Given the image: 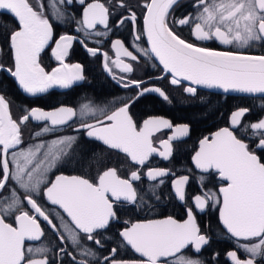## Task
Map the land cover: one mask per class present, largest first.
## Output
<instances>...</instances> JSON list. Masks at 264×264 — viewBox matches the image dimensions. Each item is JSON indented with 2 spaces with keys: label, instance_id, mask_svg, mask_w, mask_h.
<instances>
[{
  "label": "snow or ice",
  "instance_id": "1",
  "mask_svg": "<svg viewBox=\"0 0 264 264\" xmlns=\"http://www.w3.org/2000/svg\"><path fill=\"white\" fill-rule=\"evenodd\" d=\"M74 4L80 6L79 15L67 13ZM179 4L180 0H137L138 17L128 0H0V14L16 21L13 29L4 26L0 72L13 78L24 93L37 96L84 81L83 66L67 62L74 43L92 57H102L104 71L117 84L136 90L134 99L114 98L104 107L89 101L78 108H25L18 118L9 99L0 94V264H57L58 256L60 264L63 256L73 264H206L200 256L211 236L202 231L197 214L209 208L217 209L219 223L235 243V250L226 252L231 264H264V116L245 122L250 109L238 107L230 113L228 126L199 140L191 164L221 183L213 191L201 175L202 191L190 195L189 174L148 167L153 156L170 160L174 151H180L189 125L156 115L137 119L130 110L149 93L173 103L164 88L131 78L132 62L139 63L141 57L158 61L162 75L156 79H167L188 96L205 88L264 98V0H191L192 10L176 17ZM66 22L82 36L65 32L55 38L54 24ZM126 22L132 25L133 50L121 39L110 40L115 58L100 47L88 46L89 39L101 44L96 38L108 39L113 27ZM144 38L148 47L136 43ZM48 49L57 62L51 71L42 63ZM30 124L39 130L31 134L34 142L26 143ZM65 128L75 134L45 138ZM162 132L167 133L165 139L158 137ZM81 136L103 149L87 159L86 167ZM72 163L80 166L81 174L61 171ZM187 171L191 174L193 169ZM167 177H171L170 195L183 205L186 218L124 220L118 232L120 245L97 257L91 245L104 247L100 236L120 222L121 209L150 208L149 201L160 200L157 190ZM145 178L156 183L144 187ZM41 201L62 210L55 213L58 223ZM42 223L56 237L53 247L44 244ZM120 247L135 258H117Z\"/></svg>",
  "mask_w": 264,
  "mask_h": 264
},
{
  "label": "flooded vegetation",
  "instance_id": "2",
  "mask_svg": "<svg viewBox=\"0 0 264 264\" xmlns=\"http://www.w3.org/2000/svg\"><path fill=\"white\" fill-rule=\"evenodd\" d=\"M47 2V0H45ZM115 2V0H114ZM129 4L137 12L138 17L141 16V11L138 7H135L137 0H128ZM191 0H180L179 6H176L174 15L181 17L191 11L190 7ZM80 6L74 4L68 6L67 13L73 12L79 15ZM126 14V13H125ZM119 17L114 18L110 21V24H115V20ZM13 29L16 27L15 19L8 14H0V44L4 43L3 33L5 27ZM139 27H142V18L140 19ZM75 25L73 23H65L63 25L54 24L55 38L59 35L67 32L71 35L82 36L80 33L74 31ZM100 31H104L103 26H98ZM185 38H189L187 29L183 30ZM100 39L103 42L97 44L95 39H89L87 41L89 47H100L103 51H108L109 55L115 58L114 52L110 48V40L121 39L126 46L133 50V32L132 25L126 22L119 28H112V33L108 39ZM136 43L140 44L141 47H147L145 38ZM210 46L216 47L215 44ZM4 62L11 64V60L8 57L4 58ZM68 63H80L84 68V81H79L73 85L70 89H62L59 87H53L49 89L47 93L38 94L37 96H30L24 93L14 79L8 76L6 73L0 72V94H4L9 99L11 109L14 118H18L22 115V109L39 107L45 110H52L61 105L71 106L78 108L80 104L92 102L94 105L104 107L109 101L115 99H123L125 101L134 99L136 96V90L133 88L125 89L121 87L112 77L106 73L102 66V57H92L87 53L85 48L79 44L74 43L70 50V56L67 60ZM42 63L47 71H51L52 68L57 66V62L51 57L50 49L46 50V53L42 56ZM135 71L131 74L133 79H143L149 84H155L156 86L164 88L173 99L172 104L163 102L161 98L153 93L146 94L137 100L132 108L131 112L137 119L146 118L149 115L164 116L170 119L174 124H188L190 127V134L184 138L183 143L179 146L180 151L175 152L170 160H164L161 157L153 156L148 162V167L157 168H168L175 172L177 175L189 174L191 176L189 185L186 191L191 194H198L202 191L199 177L204 175L206 177L204 183L207 187L213 191H217L221 181L219 178H212L208 174L200 173L195 170L191 164V156L194 150L198 147V142L204 136H208L214 133L219 128L226 127L229 125L230 113L235 109H231V99L222 98L219 94L207 92L198 89V94L194 97L188 96L182 92L177 86H172L168 83L167 79L158 80L157 77L162 75L161 69L157 66L153 58L149 60L146 57H141L139 63L132 62ZM155 64L156 67L152 65ZM159 69V71H158ZM119 74L118 70H115ZM226 96V95H223ZM231 97V96H226ZM248 108V107H247ZM250 109V108H249ZM199 115V116H198ZM192 116V117H189ZM264 116V112L258 117L251 116L250 112L245 117V122H252ZM39 130L35 124H30L25 131L26 143L34 142L30 137L31 134ZM75 134L71 129H60L53 134H49L46 139H51L58 135H70ZM159 139H165L167 133L162 132L158 134ZM159 147L157 141L156 144ZM176 145L174 144V148ZM80 151L85 155V167L87 166V159H90L93 154H100L103 149L99 143L89 142L87 138L81 136L80 139ZM115 159V158H114ZM111 166V165H110ZM193 169L190 174L187 170ZM146 171V169H144ZM61 171L65 174H81V168L76 163L62 167ZM94 174V173H93ZM123 174V173H122ZM171 177L165 178V184L162 185L157 191L161 198L159 201L151 200L149 203L151 207H140L135 208L133 206H127L121 209L120 222H114L109 230L104 231L100 236L103 248H97L91 245L93 251L97 253V257H102L109 254V250L113 247L120 245V237L118 232L124 226V220H143L146 218L160 219L166 216H173L176 219H184L185 210L183 205L170 195L171 192ZM156 182L147 181L145 178L144 187H147ZM46 211H48L54 222L58 223L55 219L56 211L62 212L57 206L48 204L46 201H41ZM197 221L201 226L202 231L207 232L211 236V243L206 246V250L202 252L200 258L203 259L206 264H231L230 260L226 256V252L235 250L234 241L225 234V230L219 223V214L217 209L209 208L204 213L197 214ZM210 225V228H209ZM45 228L47 239L44 240V244L49 247H53L56 241L55 235L48 229L46 224L42 223ZM33 246H41V242H31ZM69 251H73L79 259V254L70 245L67 246ZM55 251V249H54ZM219 253L215 259L214 254ZM62 255V254H61ZM241 258H244L242 253L238 252ZM117 258L130 259L135 258L134 254L126 247H120L118 250ZM57 264H60V257H56ZM63 264H73L70 257L63 256ZM91 259V258H89ZM95 264V261H93Z\"/></svg>",
  "mask_w": 264,
  "mask_h": 264
},
{
  "label": "trees",
  "instance_id": "3",
  "mask_svg": "<svg viewBox=\"0 0 264 264\" xmlns=\"http://www.w3.org/2000/svg\"><path fill=\"white\" fill-rule=\"evenodd\" d=\"M159 71V69H158ZM222 98L231 99V109H235L237 107H248L251 109V116L258 117L260 114L264 112V98L260 97H226L220 95ZM199 116V115H198ZM192 117V116H189Z\"/></svg>",
  "mask_w": 264,
  "mask_h": 264
},
{
  "label": "water",
  "instance_id": "4",
  "mask_svg": "<svg viewBox=\"0 0 264 264\" xmlns=\"http://www.w3.org/2000/svg\"><path fill=\"white\" fill-rule=\"evenodd\" d=\"M142 24H143V21H142ZM145 41H146V38H145ZM146 44H147V41H146ZM148 47V45H147ZM153 60L155 61V63L157 64V66L161 69L162 66L159 65V62L156 61L154 58ZM201 90H204V91H207V92H211V93H215V94H220V95H226V96H236V97H260L259 95H256V96H249V95H246V94H240V93H224L222 90L220 89H205V88H200ZM154 94V93H153ZM156 96H158L157 94H155ZM159 157V156H158Z\"/></svg>",
  "mask_w": 264,
  "mask_h": 264
}]
</instances>
